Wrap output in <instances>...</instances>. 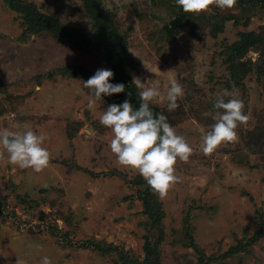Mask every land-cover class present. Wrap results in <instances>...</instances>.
Masks as SVG:
<instances>
[{
	"label": "rangeland",
	"instance_id": "rangeland-1",
	"mask_svg": "<svg viewBox=\"0 0 264 264\" xmlns=\"http://www.w3.org/2000/svg\"><path fill=\"white\" fill-rule=\"evenodd\" d=\"M25 1L76 39L32 27L0 0V129L43 134L50 153L34 172L0 146V264H264V0L196 14L175 0ZM110 51L124 57L121 82L135 90L126 83L119 100L90 107L86 79L62 69H110ZM136 78L159 89L151 109L193 148L163 197L116 163L99 119L127 90L139 106ZM172 80L184 95L169 111ZM225 90L248 120L235 141L204 154Z\"/></svg>",
	"mask_w": 264,
	"mask_h": 264
},
{
	"label": "clouds",
	"instance_id": "clouds-1",
	"mask_svg": "<svg viewBox=\"0 0 264 264\" xmlns=\"http://www.w3.org/2000/svg\"><path fill=\"white\" fill-rule=\"evenodd\" d=\"M184 13H200L214 4L220 10L232 8L236 0H175ZM114 72L100 68L83 81L84 88L89 90V106L103 100L104 96L122 93L125 84L111 82ZM139 106L134 108L129 99L122 103H112L100 116V123L113 133L110 151L115 155L116 163L125 168L136 170L146 181L150 190L163 197L167 190L180 180L176 174L177 160L188 161L193 152L192 146L184 136L177 134L162 113H155L150 107L154 98L160 97L156 87H145L138 78ZM131 95V93H129ZM184 95V89L176 80L170 82L167 89V109L172 111L178 107V98ZM227 90L218 96L213 104L218 110L213 116L214 123L202 135L201 150L210 154L222 143L233 142L237 138V127L248 120L243 112V101L232 98ZM93 129H86L91 135ZM46 137L32 129L22 132L0 129V146L7 153L10 164L21 169L31 168L40 172L49 164L50 153L44 147ZM0 255L5 256L3 253ZM41 264H51L48 256L41 257Z\"/></svg>",
	"mask_w": 264,
	"mask_h": 264
},
{
	"label": "trees",
	"instance_id": "trees-1",
	"mask_svg": "<svg viewBox=\"0 0 264 264\" xmlns=\"http://www.w3.org/2000/svg\"><path fill=\"white\" fill-rule=\"evenodd\" d=\"M11 7L14 9L20 11L25 15V18L27 22L34 28L37 29H50L52 33L56 34L59 38H61L65 42H70V40L76 39V36L73 34V36L64 29L60 25V23L55 20L52 16H49L47 14H44L40 12L35 5L32 3L30 4L29 2L25 0H5ZM253 2L254 0H247ZM107 27V26H106ZM108 62L111 65V70L114 72V77L111 78V82L116 83V82H121L122 78L125 81V76L121 75L119 73L120 68L125 65V59L124 57L121 56L119 51H110L108 54ZM64 73L70 74V75H75V76H80L85 79H88L90 76H92L96 70H85L83 68H80L78 66L74 65H68L62 69ZM126 83L128 85L132 86V89L135 90V85L131 81L127 80ZM124 82V84H126ZM126 86V85H125ZM129 95V100L131 103L135 102L132 99V91L127 90L126 91ZM112 96V95H111ZM110 97V96H107ZM116 98L119 100L120 99V93L116 95ZM158 210V209H157Z\"/></svg>",
	"mask_w": 264,
	"mask_h": 264
}]
</instances>
